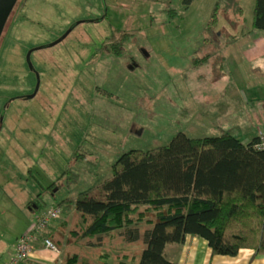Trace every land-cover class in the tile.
I'll use <instances>...</instances> for the list:
<instances>
[{
	"label": "rangeland",
	"instance_id": "1",
	"mask_svg": "<svg viewBox=\"0 0 264 264\" xmlns=\"http://www.w3.org/2000/svg\"><path fill=\"white\" fill-rule=\"evenodd\" d=\"M254 1L240 0L246 29ZM215 2L192 0L187 7L183 0L18 4L9 17L15 29L5 25L0 41V192L7 178L3 188L18 200L38 189L46 206L53 207L110 175L124 150L167 143L178 130L203 136L227 129L244 141L256 134L257 124H264V95H255L261 82L251 79L255 74L245 65L252 50L249 37L227 41L218 35L220 40L200 48ZM223 17L218 11L219 30ZM113 27L128 32L119 53L106 39ZM32 45H42L31 55L39 87L32 96L10 101L34 89L25 60ZM207 52L208 60L201 59ZM217 55L225 58V73L216 66ZM233 106L239 113L230 118ZM54 181L52 195L45 186ZM1 204L0 223L21 219L8 198L0 197Z\"/></svg>",
	"mask_w": 264,
	"mask_h": 264
},
{
	"label": "trees",
	"instance_id": "2",
	"mask_svg": "<svg viewBox=\"0 0 264 264\" xmlns=\"http://www.w3.org/2000/svg\"><path fill=\"white\" fill-rule=\"evenodd\" d=\"M183 1L187 7L192 0ZM218 11L226 21L220 30ZM244 19L240 0H216L200 48L220 40L218 35L236 40L231 29ZM251 23L264 30V0L254 1ZM126 35L118 31L110 50L121 52ZM210 56L207 52L201 59ZM216 59L221 72L225 58ZM262 134L260 130L244 141L227 129L203 136L178 130L167 143L126 149L113 162L110 175L79 191L73 201L59 200L53 207H64L50 222L39 227L36 222L50 208L41 191L29 200L38 213L17 239L28 231L49 238L60 250L61 264H97L96 259L112 250L113 264L125 258L133 264H186L169 259L163 249L167 243H184L189 234L202 238L213 254L235 255L241 248L264 251ZM55 182L45 188L52 190ZM119 237L130 246H117Z\"/></svg>",
	"mask_w": 264,
	"mask_h": 264
},
{
	"label": "crops",
	"instance_id": "3",
	"mask_svg": "<svg viewBox=\"0 0 264 264\" xmlns=\"http://www.w3.org/2000/svg\"><path fill=\"white\" fill-rule=\"evenodd\" d=\"M231 30H233L231 31V33H234L236 31L235 33H237L238 38H241L243 36L249 37L247 45L249 48H252V50L247 58L245 65L247 66L246 68L248 71H252L255 74L254 77H251V79H259L261 82L259 86L262 88L260 89L261 92H256L255 95H264V30L253 28L251 26L246 29L243 27V25H240V23L238 24L236 29ZM256 42L260 45L257 46ZM222 69L223 70H221V73H225V64H223ZM258 76H260V78H258ZM241 100H243L242 95ZM235 109H237L235 106L231 107V111ZM238 113V111H233L230 118H232V115L237 116ZM262 113H264V109ZM257 126V133L260 130L264 132V124L260 123L257 124ZM6 180L7 178L3 179L2 181V191L0 192V197H6V199L8 198L9 201L16 205V207L20 211L19 216H21V219L10 225L0 223V264H7L15 251V242L17 236L24 230L28 229V227H30V225L32 224L34 216L38 213V211L32 210V208L28 206L27 202L40 193V191L36 189L32 190L34 193L28 194L27 190L26 195L18 200L15 195L12 196L10 194V190L3 188L5 186ZM3 207H5L4 204H1V213L3 211ZM34 207L35 206H33V208ZM56 222L57 221L53 220L51 226L54 227L56 225ZM43 237L44 236L36 235L34 238H32L31 242L33 244V247L26 258L20 262V264H61L59 248L46 246L44 244ZM113 238L117 239L118 237L114 236ZM119 238L120 241L117 244L118 246H130L121 237ZM116 251L118 250L116 249ZM163 253L166 257L173 261H179L186 264H264V251L256 252L251 248H241L235 255L221 253L213 254L210 246H208L202 238L192 234H189L187 236L184 243H167L164 246ZM114 254V250L109 251L107 255L104 254V258H100V260L96 259V263L113 264ZM130 261L132 260H127L125 258V261H123L122 264H127Z\"/></svg>",
	"mask_w": 264,
	"mask_h": 264
},
{
	"label": "built area",
	"instance_id": "4",
	"mask_svg": "<svg viewBox=\"0 0 264 264\" xmlns=\"http://www.w3.org/2000/svg\"><path fill=\"white\" fill-rule=\"evenodd\" d=\"M260 145L264 146V135L262 134V139ZM59 211L58 207H50L46 209L41 215L38 216L37 221L38 227L44 225L57 215ZM36 233L34 231H28L22 234L15 243V251L7 262V264H18L19 260L28 255L31 250V240ZM44 244L46 246L55 247L49 238H44Z\"/></svg>",
	"mask_w": 264,
	"mask_h": 264
},
{
	"label": "water",
	"instance_id": "5",
	"mask_svg": "<svg viewBox=\"0 0 264 264\" xmlns=\"http://www.w3.org/2000/svg\"><path fill=\"white\" fill-rule=\"evenodd\" d=\"M16 0H0V35H1V32H2V29L4 27V24L6 22V19L10 13V11L12 10L14 4H15ZM72 28V26L69 27V29L62 35L60 36L59 38H56L55 40H53L52 42H50L51 45L57 43L58 41H60L69 31L70 29ZM42 45H35V46H32L28 49L27 53H26V59L28 61V64H29V67L31 69H34L36 70L35 71V74H36V81H35V86H34V89L32 92L30 93H27V94H24V95H21V96H32L36 93L38 87H39V84H40V74L37 70V68L34 67L33 63H32V60L30 59L31 57V52L36 49V48H39L41 47ZM3 118V113H1L0 115V119L2 120Z\"/></svg>",
	"mask_w": 264,
	"mask_h": 264
},
{
	"label": "flooded vegetation",
	"instance_id": "6",
	"mask_svg": "<svg viewBox=\"0 0 264 264\" xmlns=\"http://www.w3.org/2000/svg\"><path fill=\"white\" fill-rule=\"evenodd\" d=\"M24 3H28V0H16V2H15V4H14V6H13V8H12V10L10 11V13H9V15H8V17H7V19H6V22H5V24H4V27H5V25H7L8 26V28L10 27L11 29H15V27L14 26H12V24L14 23V22H12L11 21V23H9V17L12 15V12H13V10H15L16 9V6L18 5V4H24ZM12 20V19H11ZM4 27H3V29H2V32H1V35H0V41H1V38H2V36H3V30H4ZM118 31H124L122 28H116V27H113V30H111L110 31V33L108 34L109 35V37L110 38H108L107 39V41H108V47L110 48V46H111V43H112V41H115V39H116V35H117V32ZM18 35H19V33H17ZM114 36V38H112ZM32 46H34V45H32ZM32 46H28L27 48L29 49L30 47H32ZM28 49L26 50V51H28ZM33 52V51H32ZM32 52H31V55H32ZM30 59L32 60V57H30ZM25 60H26V65H27V67H28V69L31 71V73L34 75V78H35V81H36V74H35V71L36 70H34V69H31L30 67H29V64H28V61H27V59H26V52H25ZM132 61H135V59L133 58V60ZM32 63H33V65H34V62H33V60H32ZM34 67L36 68V66L34 65ZM35 86V85H34ZM21 95H24L23 93H20V94H18V95H15V96H13V97H10L9 98V100L11 101L12 99H14V98H18V97H20ZM6 106H7V102L3 105V107H4V109L6 108ZM3 107H2V109H3ZM1 126V125H0Z\"/></svg>",
	"mask_w": 264,
	"mask_h": 264
}]
</instances>
